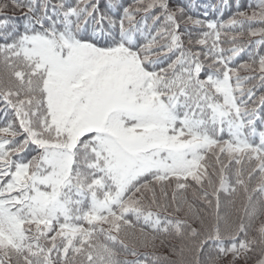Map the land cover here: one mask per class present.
Masks as SVG:
<instances>
[{"label": "snow or ice", "instance_id": "snow-or-ice-1", "mask_svg": "<svg viewBox=\"0 0 264 264\" xmlns=\"http://www.w3.org/2000/svg\"><path fill=\"white\" fill-rule=\"evenodd\" d=\"M0 264H264V0H0Z\"/></svg>", "mask_w": 264, "mask_h": 264}, {"label": "trees", "instance_id": "trees-1", "mask_svg": "<svg viewBox=\"0 0 264 264\" xmlns=\"http://www.w3.org/2000/svg\"><path fill=\"white\" fill-rule=\"evenodd\" d=\"M203 3H216L218 0H201Z\"/></svg>", "mask_w": 264, "mask_h": 264}]
</instances>
